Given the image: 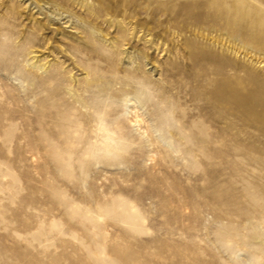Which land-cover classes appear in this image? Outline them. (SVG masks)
I'll list each match as a JSON object with an SVG mask.
<instances>
[{"label":"rangeland","instance_id":"374dc122","mask_svg":"<svg viewBox=\"0 0 264 264\" xmlns=\"http://www.w3.org/2000/svg\"><path fill=\"white\" fill-rule=\"evenodd\" d=\"M0 264H264V0H0Z\"/></svg>","mask_w":264,"mask_h":264},{"label":"bare ground","instance_id":"6f19581e","mask_svg":"<svg viewBox=\"0 0 264 264\" xmlns=\"http://www.w3.org/2000/svg\"><path fill=\"white\" fill-rule=\"evenodd\" d=\"M246 101V100H245Z\"/></svg>","mask_w":264,"mask_h":264}]
</instances>
